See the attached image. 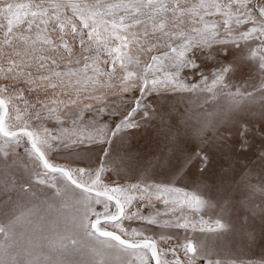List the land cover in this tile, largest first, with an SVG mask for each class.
<instances>
[{
    "label": "snow or ice",
    "instance_id": "obj_1",
    "mask_svg": "<svg viewBox=\"0 0 264 264\" xmlns=\"http://www.w3.org/2000/svg\"><path fill=\"white\" fill-rule=\"evenodd\" d=\"M0 264H264V0H0Z\"/></svg>",
    "mask_w": 264,
    "mask_h": 264
},
{
    "label": "rangeland",
    "instance_id": "obj_2",
    "mask_svg": "<svg viewBox=\"0 0 264 264\" xmlns=\"http://www.w3.org/2000/svg\"><path fill=\"white\" fill-rule=\"evenodd\" d=\"M257 2L258 3L262 2V0H257ZM248 43L251 44L252 47H256V44L258 43V41H255V42L254 41H249ZM197 55L199 56L200 60L204 59V54L203 53L197 51ZM198 63H199V60H198ZM205 72L207 73L208 69H205ZM247 78H248V75H247V73H245L243 76H239V77L233 78L231 83L234 84V85H241L243 87V81L247 80ZM233 91H235V89H233ZM202 102H203L202 99H197L196 100V104L192 105L194 115H197L200 118H209V119H211L212 117H208L207 114L208 113H213V112H219L222 108L226 107V105L228 103V100L224 96H219L217 98V100L211 101L208 104H205L203 108H199V107L196 106L197 104H200ZM17 174L18 175L22 174V170H21V172H18ZM253 182L254 183L256 182L255 179L253 180ZM256 199H257V202H259V193H257ZM158 206H160V205H158ZM98 210H99V207H98ZM133 226H135V224H133ZM157 231H159V230H157ZM172 231H175V230H172ZM181 235H183V233H181ZM195 235H199V234L196 233ZM254 251L256 253V256L258 257L259 254H260V250L256 249ZM230 254H234V253H228V252L222 253V255H224V256H227V255H230ZM248 255H252V254L249 253Z\"/></svg>",
    "mask_w": 264,
    "mask_h": 264
}]
</instances>
